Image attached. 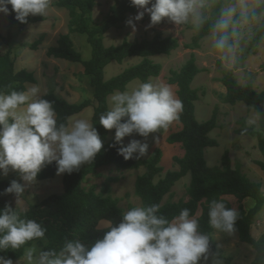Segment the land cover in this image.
I'll return each instance as SVG.
<instances>
[{
    "label": "clouds",
    "instance_id": "1",
    "mask_svg": "<svg viewBox=\"0 0 264 264\" xmlns=\"http://www.w3.org/2000/svg\"><path fill=\"white\" fill-rule=\"evenodd\" d=\"M53 0H0V14L15 13V20L27 23L29 16L44 17ZM138 9L128 19L145 14L152 27L162 21L189 26L195 34L206 31L210 51L217 54L226 68L233 69L247 43L255 37L254 27L264 25V0H130ZM39 85L25 90L0 91V177L16 173L3 194L14 196V207L6 203L0 209V253L21 249L30 241L43 239L46 228L25 215L26 190L37 183L40 171L55 163L56 174H71L94 160L103 148V140L90 119L68 117L58 123L54 102L45 99ZM110 107L99 116L105 130L114 131L117 154L124 160H139L148 153L150 134L167 128L179 118L183 103L171 86L163 82H142L130 91H116L109 97ZM256 112L248 120L255 124ZM244 131H247L245 128ZM136 134L144 138H123ZM156 137L153 136V142ZM118 146V147H117ZM188 208L168 219L160 214V205L136 206L122 214L119 222L102 220L97 231L101 238L85 244L79 239H65L59 249H34L27 252L29 264H222L211 249L208 234L201 232L199 215ZM208 224L217 232L234 234L239 211L223 200L208 203ZM0 264H14L0 255Z\"/></svg>",
    "mask_w": 264,
    "mask_h": 264
},
{
    "label": "trees",
    "instance_id": "2",
    "mask_svg": "<svg viewBox=\"0 0 264 264\" xmlns=\"http://www.w3.org/2000/svg\"><path fill=\"white\" fill-rule=\"evenodd\" d=\"M96 0H57L56 6L67 10L69 14V33L61 35L54 47L46 51L48 58L63 60L70 63L80 64L83 74L89 77V85L92 90V99L84 100L80 104H70L59 99L53 93L46 94L45 99L54 102L58 123L66 122L68 117H74L84 111L87 107L94 105V112L91 122L98 130L103 140V148L94 160L80 167L71 174H62V192L51 195L39 203L27 204L25 213L28 219L40 222L45 228L43 244L39 240L28 242L16 251L0 253L13 262L23 258L27 250L35 243L41 245V250L51 248L59 249L63 241L67 239H79L85 244L93 243L101 238L103 232L97 231V224L101 220H111L113 224L119 222L124 211L118 207V201L113 199L110 191L109 180L101 186L96 193L95 188L86 190L83 183L88 176L93 175L102 167L113 166L117 170L133 171L144 168L142 175L135 181V195L140 199L141 206L152 204L160 205V214L168 219L179 214L188 208L190 214L199 215L200 231L209 235L211 249L221 259V252L212 241V229L208 224V203L213 200H223L230 208L239 211L236 221V231L241 243L250 245L255 250V256L251 264H261L264 260V235L255 240L252 237L251 229L254 217L264 206V193L261 184L250 181L240 169L232 165L229 152L225 151L221 157V168L208 167L205 160V150L218 146L216 140L209 137V134L217 126V109L213 110L211 117L199 123L195 117V103L199 100V93L192 88L195 77L200 73L196 65V56L191 53L189 59L179 70H172L168 78V84L176 87V96L183 103V110L179 118L175 120L181 127L179 131L172 133L166 139L168 144H179L183 150L181 158H175L178 166L177 171L167 172L163 178L156 180L162 173L160 166L162 152L156 149L148 159L143 158L124 160L117 154L116 147H110L114 140H109L110 130H105L99 124V116L108 107V97L116 91H126L127 86L134 80L140 83L149 82L157 78L161 66L152 61V57L164 55L169 56L179 48V42L173 37H164L161 32H155L151 39L129 42L123 40L120 45L105 47L103 38L106 32L113 28L121 27L127 21V15L134 14L136 8L130 4V0H116L110 8L108 15L100 24L93 22V9ZM8 25L2 42L6 51L0 54V91L9 93L12 90L22 91L27 84H36L33 73L24 69L16 70L15 61L12 58L13 30L16 27L25 28L31 24L43 21V17L31 16L27 23L21 24L15 20V13L11 12L9 5ZM164 21L156 26H161ZM264 33V25L258 30L257 38ZM69 34H81L86 36V41L91 49L89 60H83L81 54L74 48ZM207 37L206 31L195 34L191 44L184 48L195 51L199 43ZM39 43L30 45V49L36 51ZM128 58H139L140 61L117 76L104 80V70L111 63L122 64ZM264 70V63L262 65ZM225 88L224 94L218 97L222 104L236 105L243 103L248 112H259L260 119L257 126L242 124L237 134L253 137L256 141L255 149L260 155V160L254 164L264 173V91H254L251 84L240 85L233 70H225L218 81ZM247 131H244V129ZM165 128L159 129L157 133H163ZM137 138L142 137L133 134ZM118 147V146H117ZM55 163L44 167L37 176V180L44 181L53 179L56 176ZM189 176V185L186 188V197L178 202L162 203L166 196L171 197V190L175 184L185 176ZM9 181H0V209L6 203H13L12 194H3ZM249 201L250 206H244ZM133 207H130V209ZM43 240V239H42ZM226 264L227 260H226Z\"/></svg>",
    "mask_w": 264,
    "mask_h": 264
},
{
    "label": "rangeland",
    "instance_id": "3",
    "mask_svg": "<svg viewBox=\"0 0 264 264\" xmlns=\"http://www.w3.org/2000/svg\"><path fill=\"white\" fill-rule=\"evenodd\" d=\"M116 0H96L93 9V22L100 24L106 18L110 8ZM57 0H53L48 14L43 17V21L37 24H31L25 28L16 27L13 30L12 38V58L15 61L16 70H26L33 73L36 80L35 85H39L42 93H53L59 99L67 101L70 104H80L84 100L92 99V90L89 85V77L83 74V68L80 64L70 63L63 60L48 58L46 51L49 47H54L61 35L69 33L68 23L69 14L67 10L56 6ZM136 8V7H135ZM127 15V20L137 14ZM31 17V16H29ZM150 17L145 16L140 21H133L136 26L135 32L126 24L119 28L110 29L105 33L103 44L105 47L117 46L123 40L129 42L140 41L142 39H151L155 32H161L164 37L176 38L179 42V48L172 52L169 56L159 55L152 57V61L161 66L160 74L157 78L150 79L151 82H163L168 84V78L172 70H179L189 59L191 53L196 56V65L201 70L195 77L192 88L199 93V100L195 103V117L199 123L208 120L213 110L217 109V126L209 137L216 140L218 146L215 148H207L204 156L208 167L221 168V157L225 151L229 152V156L233 166L240 169L250 181L260 183L262 192L264 193V173L254 164L255 160H260V155L255 149L256 141L253 137L239 135L237 130L242 124L250 126L247 122L251 119L255 112H248L243 103L236 105L222 104L218 95L221 94L219 79L222 77L223 71L233 70L236 79L240 85L251 84L254 91H264V70L262 65L264 62V33L257 38L258 30L263 26L254 27L255 37L251 42L247 43L243 52L239 56L238 65L229 69L226 68L222 61L219 60L217 54L210 51L208 38L205 37L199 43V48L195 51L184 48L185 45L191 44L194 33L189 26L163 22L161 26L146 27L149 25ZM8 25V15L0 14V54L6 51L1 37L5 36ZM73 42L74 48L81 54L83 60H89L91 49L86 41V36L81 34H69ZM39 43L36 51L29 47L33 43ZM140 61L139 58H128L122 64L111 63L104 70V80H109L125 69L136 65ZM239 70V72H238ZM140 84L138 80L131 82L126 91H130ZM34 85L27 84L26 88ZM169 85V84H168ZM175 96L176 87L170 85ZM110 97V96H109ZM108 97V107L109 105ZM177 97V96H176ZM94 105L87 107L76 118H92ZM257 126V121L255 124ZM181 125L173 121L165 128L163 133L150 134L146 142L149 145L148 153L142 157L148 159L154 150L160 149L162 152V160L160 166L162 173L155 181L164 177L167 172L177 171L178 166L175 158L183 156V150L179 144H168L166 139L169 135L179 131ZM114 129L110 130L108 139L114 140ZM153 136L156 137L153 142ZM131 139H139L144 142V138L140 139L136 136H128L123 138V144ZM144 168L133 171L117 170L113 166L102 167L95 174L87 177L83 183V187L88 190L95 188L98 193L101 186L109 180L110 191L113 199L118 201V207L124 212L130 210V207L141 206L140 199L135 195V181L138 176L142 175ZM12 179L19 180L16 173L10 172L7 177H0L1 180L10 181ZM189 176L179 180L171 190V197L166 196L163 204L166 202H178L186 197V188L189 185ZM62 192V174L56 175L53 179L39 181L29 187L24 194L25 204H37L41 200ZM13 197V203H14ZM251 203L246 201L244 206H250ZM252 237L257 240L264 235V206L261 211L254 217L251 229ZM214 246L221 252L222 264H251L255 250L248 244L241 243L236 234H226L214 230L212 236ZM43 244V240L40 239ZM30 249L35 250V254L41 251V245L34 244ZM29 250V249H28ZM27 250V252H28ZM14 264H29L26 255L15 261ZM261 264H264V260Z\"/></svg>",
    "mask_w": 264,
    "mask_h": 264
},
{
    "label": "crops",
    "instance_id": "4",
    "mask_svg": "<svg viewBox=\"0 0 264 264\" xmlns=\"http://www.w3.org/2000/svg\"><path fill=\"white\" fill-rule=\"evenodd\" d=\"M264 63V62H263ZM238 72H239V70H238ZM236 73H234V75H235ZM236 77V76H235ZM219 87H220V89H222L221 91H220V93L221 94H224L226 91H225V88L222 86V84H220L219 85Z\"/></svg>",
    "mask_w": 264,
    "mask_h": 264
},
{
    "label": "water",
    "instance_id": "5",
    "mask_svg": "<svg viewBox=\"0 0 264 264\" xmlns=\"http://www.w3.org/2000/svg\"><path fill=\"white\" fill-rule=\"evenodd\" d=\"M102 221V220H101Z\"/></svg>",
    "mask_w": 264,
    "mask_h": 264
}]
</instances>
